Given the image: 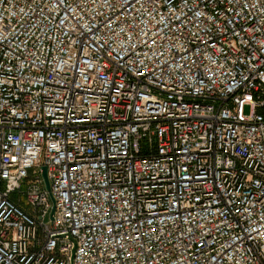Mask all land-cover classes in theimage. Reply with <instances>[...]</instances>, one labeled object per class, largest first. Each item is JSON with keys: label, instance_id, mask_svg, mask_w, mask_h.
Listing matches in <instances>:
<instances>
[{"label": "built area", "instance_id": "built-area-1", "mask_svg": "<svg viewBox=\"0 0 264 264\" xmlns=\"http://www.w3.org/2000/svg\"><path fill=\"white\" fill-rule=\"evenodd\" d=\"M0 264H264V0H0Z\"/></svg>", "mask_w": 264, "mask_h": 264}, {"label": "water", "instance_id": "water-1", "mask_svg": "<svg viewBox=\"0 0 264 264\" xmlns=\"http://www.w3.org/2000/svg\"><path fill=\"white\" fill-rule=\"evenodd\" d=\"M41 172H42V177H43V180H44V184H45V188L46 190H50V187H49V182H48V179H47V176H46V167L45 166H41ZM51 200H52V203H53V206L51 208V213H53L54 211V198L51 196Z\"/></svg>", "mask_w": 264, "mask_h": 264}]
</instances>
